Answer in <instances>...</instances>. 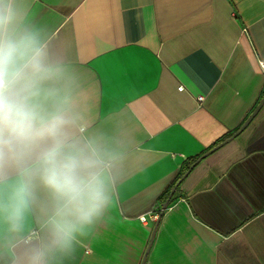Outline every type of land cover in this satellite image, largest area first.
I'll list each match as a JSON object with an SVG mask.
<instances>
[{"label": "crops", "instance_id": "obj_1", "mask_svg": "<svg viewBox=\"0 0 264 264\" xmlns=\"http://www.w3.org/2000/svg\"><path fill=\"white\" fill-rule=\"evenodd\" d=\"M32 14L86 71L96 123L117 117L136 145L119 207L73 264H264V104L197 162L264 97V0H34Z\"/></svg>", "mask_w": 264, "mask_h": 264}, {"label": "clouds", "instance_id": "obj_2", "mask_svg": "<svg viewBox=\"0 0 264 264\" xmlns=\"http://www.w3.org/2000/svg\"><path fill=\"white\" fill-rule=\"evenodd\" d=\"M33 3L0 0V264H73L136 145L117 117L96 123L86 71Z\"/></svg>", "mask_w": 264, "mask_h": 264}, {"label": "water", "instance_id": "obj_3", "mask_svg": "<svg viewBox=\"0 0 264 264\" xmlns=\"http://www.w3.org/2000/svg\"><path fill=\"white\" fill-rule=\"evenodd\" d=\"M264 104V97L262 98V100L260 101V103L258 104V106L256 107V109L250 114V116L248 117V119L245 121V123L240 127V129L238 131H236L230 138L226 139L224 142L216 145L215 147H213L212 149H210L208 152H206L200 159H198L197 162H200L205 156L209 155L210 153H212L213 151L217 150L219 147H221L225 142H228L229 140L235 138L238 134H240L247 126L248 124L253 120V118L256 116V114L259 112L260 108L262 107V105ZM189 172V171H188ZM188 172L186 174H188ZM185 174V175H186ZM179 181L176 186L172 189L168 199L163 203V207L164 209L169 205L174 193L176 192V190L178 189L179 185H180Z\"/></svg>", "mask_w": 264, "mask_h": 264}, {"label": "built area", "instance_id": "obj_4", "mask_svg": "<svg viewBox=\"0 0 264 264\" xmlns=\"http://www.w3.org/2000/svg\"><path fill=\"white\" fill-rule=\"evenodd\" d=\"M263 65H264V64H263ZM180 88H181V89H184L183 86H181ZM198 99H199V101H202V100L204 99V97H199ZM159 216H160V212H154V213H151V218H153L154 220H157V219L159 218ZM143 220H146V218L143 217Z\"/></svg>", "mask_w": 264, "mask_h": 264}, {"label": "trees", "instance_id": "obj_5", "mask_svg": "<svg viewBox=\"0 0 264 264\" xmlns=\"http://www.w3.org/2000/svg\"><path fill=\"white\" fill-rule=\"evenodd\" d=\"M168 195H169V193H168ZM168 198V196L166 197V199Z\"/></svg>", "mask_w": 264, "mask_h": 264}]
</instances>
